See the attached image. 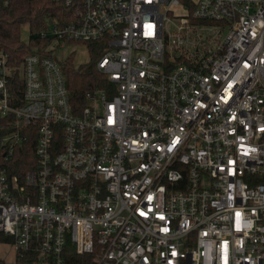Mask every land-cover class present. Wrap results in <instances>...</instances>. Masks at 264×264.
I'll use <instances>...</instances> for the list:
<instances>
[{
	"label": "built area",
	"instance_id": "1",
	"mask_svg": "<svg viewBox=\"0 0 264 264\" xmlns=\"http://www.w3.org/2000/svg\"><path fill=\"white\" fill-rule=\"evenodd\" d=\"M51 1L68 13L33 34L49 43L22 57L17 104L0 51V234L14 259L264 264V0ZM66 42L102 47L107 82L78 110L43 53ZM28 126L20 177L10 159Z\"/></svg>",
	"mask_w": 264,
	"mask_h": 264
},
{
	"label": "trees",
	"instance_id": "2",
	"mask_svg": "<svg viewBox=\"0 0 264 264\" xmlns=\"http://www.w3.org/2000/svg\"><path fill=\"white\" fill-rule=\"evenodd\" d=\"M68 13L67 8H64L59 3H54L51 0H0V51L8 54L9 67L15 68L14 73L10 76L8 82V90L13 97H19L14 104L20 101L22 91V79L19 75V67L22 57L30 52L37 50L41 52L49 43L48 40H40L33 37V34L44 27L45 17H58ZM28 24L30 37L24 43L20 39V28L22 25ZM89 54L87 64L74 66L71 58H66L59 63L62 73L65 77V84L68 90L70 101L77 110L85 105L84 93L96 88L105 86L106 77L99 73L94 62L100 56L102 47L100 44L88 42L84 43ZM44 54L50 55L48 52ZM1 123V120H0ZM26 129H30L29 126ZM31 132L26 134L24 131V144L18 147L12 158L11 163H16L17 173L21 177L23 172L34 165V143L36 133ZM3 131L0 129V137ZM2 158L0 156V163ZM12 238L0 234V244H11ZM78 259V258H77ZM83 259V258H81ZM0 264H31L25 259H14L13 262H5L0 258Z\"/></svg>",
	"mask_w": 264,
	"mask_h": 264
},
{
	"label": "rangeland",
	"instance_id": "3",
	"mask_svg": "<svg viewBox=\"0 0 264 264\" xmlns=\"http://www.w3.org/2000/svg\"><path fill=\"white\" fill-rule=\"evenodd\" d=\"M173 10L177 14L182 13L179 8H174ZM29 36L28 24L22 25L20 28L21 41L26 43L29 40ZM50 56L59 63L63 62L66 58H71L74 66L84 65L89 61L88 50L82 42H66L62 47L54 44V47L50 51ZM0 258L5 262H13L14 252L10 244H0Z\"/></svg>",
	"mask_w": 264,
	"mask_h": 264
}]
</instances>
